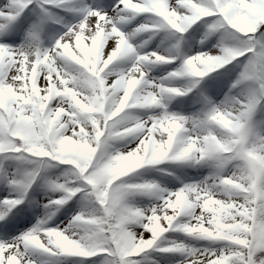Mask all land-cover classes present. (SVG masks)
Segmentation results:
<instances>
[{"label":"snow or ice","instance_id":"snow-or-ice-1","mask_svg":"<svg viewBox=\"0 0 264 264\" xmlns=\"http://www.w3.org/2000/svg\"><path fill=\"white\" fill-rule=\"evenodd\" d=\"M33 2L6 0L0 5V32L7 31L10 22L17 21ZM70 2L44 0L52 7ZM132 5L139 7L134 10ZM114 11L115 17L91 8L85 10L82 22L43 52L0 43V156L31 158L41 167L47 161L70 166L75 180L87 186L94 197L91 207L75 216L67 228H49L41 221L10 243H0V264H38L37 254L51 258L104 256L112 258L111 264H139L135 258L156 247L168 232L224 245L196 248L173 242L168 247H156L162 253L185 255L179 264H264V136L254 134L251 125L254 110L264 101V41L255 39L264 29V0H119ZM140 15L155 16L158 21L140 25L137 33L171 29L183 34L198 21L214 18L213 31L223 30L226 39L242 43L223 46L218 53L187 58L182 68L169 76L201 78L249 56L241 81L254 88L252 94L246 101H235V107L213 108L206 120L190 121L167 113L147 120L133 117V110L161 107L163 97L185 94L163 83L149 82L146 65L172 64L176 58L167 53L138 54L118 25ZM237 16L249 21L246 34L230 27ZM245 37L248 39H242ZM85 40H90V45ZM108 41H112L111 47ZM128 58L134 60V66L109 80L110 66ZM189 124L201 132L185 137ZM128 137L139 140L129 151L132 164L113 172L116 162L124 160L129 152L106 157L98 153L107 141ZM191 159L216 161L220 169L235 162L236 171L244 173L234 180L233 173L217 175L212 186L233 180L239 185L237 190L249 197L236 205L242 203L239 210L247 209L249 213L247 219L238 218L250 229L243 238L245 243L217 238L215 227L202 219L211 215L204 209L206 201L219 199L205 192L203 185H186L159 196L155 184L122 182V178L146 165ZM38 175L39 168L11 183L27 190ZM50 186L66 194L51 202L56 206L65 205L84 190L69 183L53 182ZM133 192L157 194L161 203L145 210L130 207L126 196ZM21 203L20 199L0 201V221H5ZM19 220L17 214L14 220L0 224V229L11 231ZM133 224L143 230H129ZM49 264L59 261L54 259Z\"/></svg>","mask_w":264,"mask_h":264},{"label":"rangeland","instance_id":"rangeland-1","mask_svg":"<svg viewBox=\"0 0 264 264\" xmlns=\"http://www.w3.org/2000/svg\"><path fill=\"white\" fill-rule=\"evenodd\" d=\"M40 5V9L44 10L46 16L49 19H54L59 21L58 27L51 23H42L45 28H41L40 21L36 19L34 23L31 22L30 18L27 20L26 17L21 15L19 21L22 23L21 27H12L10 22L7 31L0 32V42L7 44L12 48L20 47H30L31 49H39L40 51H45L54 47L56 42L69 31L71 27L78 25L84 19L85 8L84 5L80 3L79 0H71L67 5H64L62 10L58 7H52L44 3V0H34ZM89 5L93 10L106 12L110 16L115 17L117 13L114 11L119 0H88ZM6 0H0V5L5 4ZM137 2V0H133ZM67 10V11H66ZM23 12L30 14L31 16H37V8L34 4H31ZM71 13V14H69ZM158 21V18L151 15H140L129 19L126 23L119 24L121 31L125 32L129 38L130 42L137 48L138 54H150L154 53L155 50L162 55L167 53L170 55L176 54L173 48L170 51L169 47L165 46L168 40L165 38L159 44L155 41V38L163 31L160 29L157 32H143L137 33L135 30L142 24H154ZM214 22V18H206L203 22L198 25L197 29L204 28L208 23L209 25ZM62 23V25L60 24ZM25 30V36L22 40L17 39V34L20 30ZM189 33L186 39L181 40L182 48L188 56L185 59L195 56L200 53L211 52L215 53L223 46L235 47L238 44L235 41L225 38L223 30L213 31L210 29L209 34H204L203 32ZM163 34V33H162ZM181 33L176 34L179 37ZM87 35V33H86ZM168 36V35H167ZM173 39V38H172ZM212 39L218 40V45H216L215 50L210 49L205 41H210ZM248 39V38H242ZM221 40V41H220ZM174 41V39H173ZM203 43H201V42ZM176 42V41H174ZM109 47H111L112 41H108ZM86 45H90V40H85ZM186 46L189 48L186 49ZM165 52V53H164ZM184 52V51H183ZM184 59V60H185ZM249 58L245 57L236 62L230 68L224 69L221 72H217L211 76L210 79L205 81L204 91L206 96H202L198 91L202 86V83L197 82V80H190L180 77H170L169 74L178 71L182 68L183 61L177 62L174 65L168 67H159L154 64L146 65L148 72L149 82L163 83L166 87H173L180 89L183 94L182 96L167 95L161 100V107L148 109V110H133L131 115L137 119L147 120L151 116H161L165 113L169 115H177L185 117L190 121L206 120L208 116L203 113L204 110H210L213 108H223L225 106L235 107V101L243 100L246 101L248 96L252 94L254 88L250 86L248 82L241 81L243 69L246 66L247 60ZM63 66V62H60ZM125 66H122V65ZM134 66V60L128 58L122 61H117L110 66L108 70V79L114 80L117 78L118 74L126 73L130 68ZM155 67H158L157 69ZM176 69V70H175ZM238 77L237 79H235ZM42 79V77H41ZM234 85H236L234 87ZM189 92L191 94L186 96ZM194 110V111H193ZM198 110V111H197ZM197 111V112H196ZM251 125L253 132L256 135L264 136V101L258 103L256 109L254 110ZM189 131L184 133L185 137L189 135H198L201 129L195 127L193 124L187 126ZM212 130L215 132L217 129L215 126H211ZM166 135V134H165ZM156 138L159 139V133L156 134ZM139 140L136 137H128L122 140L107 141L102 145L98 155L104 156L105 154L115 151V152H127L134 149ZM0 194L1 199H20L23 203L19 204L20 210L14 214L9 215V219H6L0 224L7 221H11V218H16L17 214L20 216L19 227L13 228L11 231H4L0 229V243H10L11 241L19 238L26 232L30 231L37 226L41 221H44L46 227L49 228H67L69 224L74 220V217L86 212L91 206L86 203L90 202L89 195L90 189L87 186L77 182V187H83L84 190L79 194L83 198L78 197V200H69L63 206L51 205V202L56 199H61L65 193L60 191H54L51 188V183H65L68 178L75 177L73 175L74 169L71 167H66L67 171L60 170L55 167V165L44 164L42 167L33 163L31 158H17L16 155L10 154L9 157H5L1 160L0 157ZM164 161L161 163L162 167L168 168L175 172L181 177L182 182L179 183L172 178L163 175L157 170V167H147L142 171L132 173L131 175L123 178V183L129 184L126 181H131L132 184H144L152 183L158 186L159 196H165L168 193L180 190L186 185L197 184L203 186L211 187L214 183V177L227 176L236 171L235 162L224 165L222 169L217 166L216 161L203 160L199 162L198 172L194 174L190 170V160L182 161L178 165L168 164L171 163ZM39 168V175L36 177L35 182L31 184L34 186L33 189H27L28 193L23 194V189L11 183L12 180H22L26 177L28 173L34 172ZM43 171H42V170ZM5 170V171H4ZM3 177V178H2ZM28 194V195H27ZM25 195L26 197H22ZM157 194H147L143 192H133L128 195L126 202L130 207L139 208L142 210L154 207L161 203ZM23 198H27L25 201ZM85 205V206H84ZM32 207V210L30 209ZM17 208V207H15ZM199 211V209H197ZM12 212V210H11ZM171 212V210H169ZM15 215L16 217H12ZM187 219V218H182ZM131 231L139 232L143 229L138 227V225L133 224L130 228ZM5 237V238H3ZM177 237L175 242H183L188 246L196 248L212 247L221 248L224 247L222 243H213L210 241L201 240L195 237L180 236ZM154 254V253H153ZM155 262L150 261L148 264H179V262L184 261L186 256L183 254H172L168 253L162 256H153ZM35 259L38 264H49L52 260H58L59 264H77L71 262L70 257H59L51 258L47 255L37 254ZM82 264H92V263H82Z\"/></svg>","mask_w":264,"mask_h":264},{"label":"clouds","instance_id":"clouds-1","mask_svg":"<svg viewBox=\"0 0 264 264\" xmlns=\"http://www.w3.org/2000/svg\"><path fill=\"white\" fill-rule=\"evenodd\" d=\"M139 6L132 5V8L135 10ZM230 27L234 28L238 33L246 34L249 28V21L244 16H237L230 22ZM237 44L242 43V41H235ZM160 59L161 57H157ZM129 152V151H127ZM123 153V152H121ZM132 164V157L129 152V155L124 158V160L117 161L113 166V172H119L123 168H127ZM244 173L242 172H233V180L240 179ZM233 180H224L221 182L220 186H204V191L213 193L219 196V199H208L204 204V209L207 212H210V216H202V219L206 220L209 224L213 225L216 229V237L219 239L230 240L234 243H245L244 236L247 234L250 229L248 226L243 223L238 218H249L248 210L240 211L239 208L243 207L241 203L237 207V202L243 199L245 202L249 197L243 196L241 192L237 189L239 185L233 183ZM242 182H246L243 181ZM128 196H126V199ZM227 202V203H226ZM177 205L180 206V201H177ZM184 210V209H182ZM187 214L191 215V212ZM201 231H206L201 229ZM229 251H233L228 249Z\"/></svg>","mask_w":264,"mask_h":264},{"label":"trees","instance_id":"trees-1","mask_svg":"<svg viewBox=\"0 0 264 264\" xmlns=\"http://www.w3.org/2000/svg\"><path fill=\"white\" fill-rule=\"evenodd\" d=\"M261 30H263V29H261ZM261 30H260V31H261ZM259 33H260V32H259ZM259 33H257L256 35H258ZM255 39H257L256 36H255ZM103 258L106 259V262H107L108 264H111V260H112L111 257H104V256H103Z\"/></svg>","mask_w":264,"mask_h":264}]
</instances>
